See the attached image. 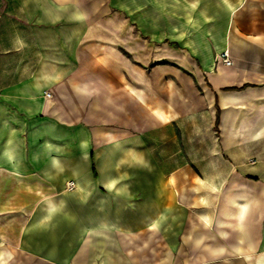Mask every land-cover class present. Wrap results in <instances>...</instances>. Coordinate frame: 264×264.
<instances>
[{
  "label": "crops",
  "instance_id": "crops-1",
  "mask_svg": "<svg viewBox=\"0 0 264 264\" xmlns=\"http://www.w3.org/2000/svg\"><path fill=\"white\" fill-rule=\"evenodd\" d=\"M0 264H264V0H0Z\"/></svg>",
  "mask_w": 264,
  "mask_h": 264
},
{
  "label": "built area",
  "instance_id": "built-area-1",
  "mask_svg": "<svg viewBox=\"0 0 264 264\" xmlns=\"http://www.w3.org/2000/svg\"><path fill=\"white\" fill-rule=\"evenodd\" d=\"M222 57H223V63H224L225 65H227V66L232 65L233 62H232V60H231V58H230L229 52H225V53H223V54H222ZM48 95H50V94H48ZM66 186H67V189H68V190H73V189L76 188V185H75L74 182H68Z\"/></svg>",
  "mask_w": 264,
  "mask_h": 264
},
{
  "label": "rangeland",
  "instance_id": "rangeland-1",
  "mask_svg": "<svg viewBox=\"0 0 264 264\" xmlns=\"http://www.w3.org/2000/svg\"><path fill=\"white\" fill-rule=\"evenodd\" d=\"M145 37V40H149L150 39V37L149 36H147V35H145L144 36ZM12 259V261H16V263H21V261L23 260V258L22 257H15V258H11Z\"/></svg>",
  "mask_w": 264,
  "mask_h": 264
},
{
  "label": "trees",
  "instance_id": "trees-1",
  "mask_svg": "<svg viewBox=\"0 0 264 264\" xmlns=\"http://www.w3.org/2000/svg\"><path fill=\"white\" fill-rule=\"evenodd\" d=\"M219 119H220V111L218 110V112H217V125H218Z\"/></svg>",
  "mask_w": 264,
  "mask_h": 264
}]
</instances>
